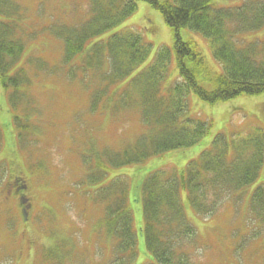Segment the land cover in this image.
<instances>
[{
  "label": "rangeland",
  "instance_id": "obj_1",
  "mask_svg": "<svg viewBox=\"0 0 264 264\" xmlns=\"http://www.w3.org/2000/svg\"><path fill=\"white\" fill-rule=\"evenodd\" d=\"M242 1L216 0V3L233 7ZM0 5L6 12L0 21L15 28L24 42L22 53L8 75L23 69L21 72L34 81L20 95L25 102L32 101L26 106L30 107L26 117L21 114L23 108L10 105L9 94L0 86V141L3 142L0 148V264H152L140 235L142 180L149 173L163 171L169 174L164 176L165 183L175 181L191 162L211 149L217 136L229 141L252 127H259L264 134V95H239L211 104L190 93L184 118L211 121L209 134L191 148L172 151L138 165L113 167L110 162L113 153H120L123 145L134 143L144 133L137 123L138 108L126 110L114 103L109 87V91L106 88L97 91L100 76L95 77L96 70L82 71L75 76H63L66 73L63 71L61 76L47 75L35 67L37 60L48 65L58 64L62 51L51 27L61 23L75 26L85 21L88 0H0ZM126 29L142 37L149 45V54L119 85H126L151 66L161 49L169 53L164 86L173 85L178 80V72L171 30L160 13L145 2H136V9L128 18L92 39L88 46ZM180 37L184 42L195 44L210 69L222 70L202 34L182 29ZM263 37L264 28L241 35L244 42H257ZM34 73L38 75L36 79ZM106 93L108 99L104 97ZM96 95L98 101L92 103ZM15 116L18 123L24 124L22 120H27L34 126L33 142L26 138L23 143L26 147L20 144L14 130ZM104 151L110 152L103 155ZM96 157L100 163L92 167ZM262 160L257 179L235 196H224V192L216 190L204 178L184 174L189 186L200 184L205 192L212 194L209 207L213 211L211 218H202L205 216L187 205L185 192L176 195L178 202L174 204L179 209L185 208L187 230L192 236L182 244H175L171 264H264V211L256 215L249 204L257 188L264 192V153ZM106 164L112 169L109 177L104 183L90 185L100 181L103 175L98 177L97 173ZM119 179L125 182V194L116 191ZM121 202L128 205L131 227L138 236L133 257L115 249L116 235L105 225L108 207L114 209ZM45 249H51L47 255Z\"/></svg>",
  "mask_w": 264,
  "mask_h": 264
},
{
  "label": "trees",
  "instance_id": "obj_2",
  "mask_svg": "<svg viewBox=\"0 0 264 264\" xmlns=\"http://www.w3.org/2000/svg\"><path fill=\"white\" fill-rule=\"evenodd\" d=\"M139 1L158 11L171 30L179 79L173 85L165 87L163 82L167 79L165 63L169 55L165 49L158 51L155 62L145 71L131 78L126 85H119L149 54V45L133 30L126 29L110 35L105 41L88 46L92 39L102 36L128 18ZM88 2L89 11L85 21L81 20L75 26L61 23L51 27V33L60 41L62 51L59 52L58 64L48 65L37 60L35 67L36 71H43L47 75L61 76L63 71H66L63 76H75L82 71L96 70L98 75L95 77L100 76L97 91L104 88L108 90L109 87L114 103L126 110L138 108L137 123L144 133L134 143L123 145L120 153H113L110 161L113 167L138 165L172 151L191 148L209 134L211 121L206 123L184 118L187 111V108L184 111V107H187V96L190 93L211 104L239 95H264V37L257 42H244L241 38L244 33L264 28V0H244L233 7H221L216 0ZM0 16H6L1 5ZM182 29L200 33L206 38L212 56L221 65L220 72L210 69L193 42L182 40ZM23 47L24 42L17 36L16 29L9 28L0 21V86L9 94L10 105L23 108L21 114L26 117L30 112V107L26 106L32 101L25 102L20 95L34 81L21 72H24L23 69L8 75ZM34 76L35 79L38 77L35 73ZM108 96L107 93L104 95L106 99ZM97 98L96 95L92 103L97 102ZM137 103L139 106H134ZM13 120L20 144L26 147L23 144L26 138L30 143L33 142L34 126L27 120H22L24 124L18 123L16 116ZM246 131L236 134L229 141L223 136H217L212 141L211 149L191 162L173 182L165 183L164 176L169 174L163 171L149 173L142 180L140 192L143 224L140 235L144 242L143 248L150 254L152 264H171L170 255L176 253L175 244H182L192 236L187 230L189 227L185 208L179 209L174 204L178 202L176 195L185 192L183 195L192 210L205 216L202 218L212 217L213 209L209 207L212 204V194L205 192L200 184L197 187L189 186L185 175L195 179L204 178L216 190L224 192V196H235L257 179L263 161L264 134L259 127ZM2 144L0 141V148ZM109 152L104 151L102 154L107 155ZM99 163L100 158L96 157L92 167ZM110 170L106 164L97 173L98 177L103 175L104 178L90 185L104 183ZM194 181L192 179L191 182ZM124 183L119 179L116 191L125 194L127 187ZM15 188L18 189L17 181ZM249 204L256 215L259 211V215L262 214L264 192L261 188L252 193ZM107 211L105 225L108 231H114L116 235L115 249L133 257L138 236L131 227L132 215L128 205L121 202L114 209L110 210L108 207ZM50 250L45 249V254ZM119 256L121 263L122 258ZM54 259L58 260L56 256Z\"/></svg>",
  "mask_w": 264,
  "mask_h": 264
}]
</instances>
